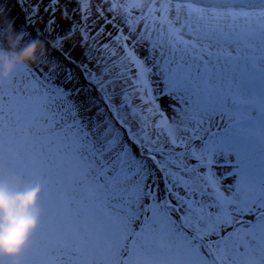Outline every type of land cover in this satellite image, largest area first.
<instances>
[{"label": "snow or ice", "instance_id": "1", "mask_svg": "<svg viewBox=\"0 0 264 264\" xmlns=\"http://www.w3.org/2000/svg\"><path fill=\"white\" fill-rule=\"evenodd\" d=\"M71 2L49 0L45 32ZM40 3L15 0L20 30L43 22ZM75 3L85 21L95 13L157 39L148 59L123 34L122 52L106 48L117 57L107 84L121 93L55 36L58 79L23 70L0 87V165L44 189L26 264H264V0Z\"/></svg>", "mask_w": 264, "mask_h": 264}, {"label": "clouds", "instance_id": "2", "mask_svg": "<svg viewBox=\"0 0 264 264\" xmlns=\"http://www.w3.org/2000/svg\"><path fill=\"white\" fill-rule=\"evenodd\" d=\"M34 67L54 73L59 65L49 59L42 40L17 30L13 19L0 14V87ZM43 192L42 184L0 165V264H26L45 214Z\"/></svg>", "mask_w": 264, "mask_h": 264}, {"label": "rangeland", "instance_id": "3", "mask_svg": "<svg viewBox=\"0 0 264 264\" xmlns=\"http://www.w3.org/2000/svg\"><path fill=\"white\" fill-rule=\"evenodd\" d=\"M0 2L6 5L7 16L15 21V28L20 30L21 27L24 26L26 13L21 11L19 5L13 6L15 5V0H0ZM30 3L35 5L40 3V0H30ZM48 3L49 0H43V2L40 3L39 16L43 18V22H36L27 29L28 32H30L31 37L39 38L45 43L49 59L55 61L59 65L57 71L54 73H49L47 68H42L45 76H51L53 80H55L58 79L61 74L63 59L60 57L59 53L49 46L50 43L53 42L52 38L54 36L64 40V47L67 49V54H70L73 60L77 63L84 61L88 68L91 69L92 73L98 78L104 80L106 84L107 79H110V77H107L105 68L106 66L111 68L112 61L117 59V57H110L106 48L110 46L113 50L122 52V50L118 47L116 37H119L122 34L128 37V39L124 41L128 48H134L136 54L141 58H150L152 42L157 39L155 34L152 35L151 40H142L140 35L129 32L128 26L123 22V20L116 21L115 23H105L103 20L99 19L95 13H93V15L85 21L81 19L79 13L71 11L76 7L75 0H72L69 5L70 18H65L59 11H57L55 13L57 22L56 31L45 32V24L47 23L48 16L51 14L45 12V7ZM27 14H31V7H28ZM106 15L109 20H115L112 13H106ZM85 24L88 25V35L85 36L84 39H81V33L79 31H76L74 35L70 33V29H73L74 27L79 28ZM101 29H103L102 32ZM118 29H121L122 32L118 31ZM137 31L143 34L144 30L143 28H138ZM88 37H90V39ZM40 68L41 67H34L33 69ZM113 71H122V69H113ZM157 79L158 77H151L153 82ZM81 83L87 84V81L82 80ZM117 83L122 84L123 81H117ZM124 87L128 86L124 85ZM152 87L155 94L157 91V85L153 83ZM89 90L95 92L97 96H103L105 94V91L100 89L98 85L91 87ZM107 91L121 93V89L112 84H107ZM97 102L99 103V101ZM135 103L139 105L140 101L137 99L135 100ZM158 103L160 108L164 110L165 115H172L170 107L171 102L168 99L160 97ZM161 187H163V185H161Z\"/></svg>", "mask_w": 264, "mask_h": 264}]
</instances>
